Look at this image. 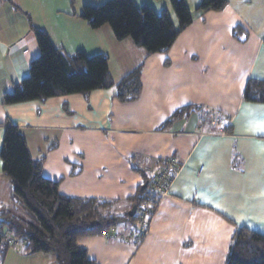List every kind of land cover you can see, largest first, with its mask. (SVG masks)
Returning a JSON list of instances; mask_svg holds the SVG:
<instances>
[{"label":"crops","instance_id":"obj_1","mask_svg":"<svg viewBox=\"0 0 264 264\" xmlns=\"http://www.w3.org/2000/svg\"><path fill=\"white\" fill-rule=\"evenodd\" d=\"M102 2L72 8L69 0L0 1V125L9 120L20 130L33 160L45 157L42 175L61 195L107 202L116 216L129 212L142 185L133 168L154 176L161 161L177 159L140 241L126 223L112 230L126 240H77L96 264H226L235 231L264 236V104L243 98L248 80L264 81V0H227L222 11L208 13L196 11L200 0H185L191 24L167 53L149 56L130 40L117 42L108 26L92 30L79 17L81 6ZM133 3L166 10L177 28L169 0ZM236 27L245 42L233 37ZM31 28L66 55H106L115 82L142 64L140 97L121 103L107 89L2 105L39 56ZM186 106L200 111L159 130ZM2 138L0 127V148ZM11 208L26 215L0 161V211ZM8 249L0 247L1 264Z\"/></svg>","mask_w":264,"mask_h":264},{"label":"trees","instance_id":"obj_2","mask_svg":"<svg viewBox=\"0 0 264 264\" xmlns=\"http://www.w3.org/2000/svg\"><path fill=\"white\" fill-rule=\"evenodd\" d=\"M169 3L177 20V28L173 27L166 10L157 14L148 6L137 8L133 0L85 4L79 17L92 30L108 26L117 42L130 40L147 56L164 54L192 22L185 0H169ZM74 4L75 0H69L72 8ZM226 5L227 0H200L196 11L220 12ZM31 33L39 56L30 62L28 77L15 86L12 92L3 94L2 105L45 102L74 94L87 98L92 91L107 89H114L115 98L121 103L134 102L140 97L142 64L115 82L109 73L106 55L87 56L82 51L66 55L53 46L45 31L31 28ZM233 37L245 42L247 34L242 28L236 27ZM243 98L246 102L264 104V81L248 80ZM198 111V106L177 109L159 130H166L175 121ZM0 127L3 129L0 148L2 173L11 181L14 198L26 212V215H19L14 208L0 211V228H5L17 241L22 242L20 252L23 255L51 256L55 264H96L87 257L85 249L77 246V240L102 237L121 223L133 227L136 216L128 217V213L116 216L111 213L109 203L98 199L61 195L58 183L42 175L45 157L39 160L30 157L24 136L9 120ZM52 149L54 147L50 146L47 151ZM162 164L163 161L159 163L160 168ZM133 171L140 175L142 185L130 202L139 207L147 198V187L156 174L150 176L140 168H133ZM145 185L146 188H143ZM155 210L156 203L153 202L150 215ZM226 264H264V236L244 228L235 231Z\"/></svg>","mask_w":264,"mask_h":264},{"label":"built area","instance_id":"obj_3","mask_svg":"<svg viewBox=\"0 0 264 264\" xmlns=\"http://www.w3.org/2000/svg\"><path fill=\"white\" fill-rule=\"evenodd\" d=\"M2 1V0H0ZM178 166V161L175 157L167 158L163 161L161 168L157 171L153 182L147 187V198L143 200L139 207L136 208L135 216V232L136 237L133 235L136 241H140L146 232L148 218L150 217L152 203H157L159 196L165 191L167 185L171 181ZM119 236L113 231L104 233L102 238L105 240H116ZM122 240H126V236L120 235ZM0 247L12 248L16 252L22 250V242L17 241L12 234H10L5 228H0Z\"/></svg>","mask_w":264,"mask_h":264},{"label":"rangeland","instance_id":"obj_4","mask_svg":"<svg viewBox=\"0 0 264 264\" xmlns=\"http://www.w3.org/2000/svg\"><path fill=\"white\" fill-rule=\"evenodd\" d=\"M77 1H81V0H77ZM77 1L75 0L76 4H77ZM102 3H100V4H102ZM94 5H98V4H94ZM154 213L152 215H150V217L148 218L146 232L148 230L150 220H151L152 216L154 215ZM146 232L144 233L143 236H145ZM136 234L137 233L134 232L133 235L136 237ZM17 256L20 257V261L17 259ZM51 258H52L51 256H45V255L26 256V255H23V254H17V253L14 252V250L12 248H10V249H8V254H7L6 260H5V257H4V264H47V263L49 264L50 261L48 262V259L52 260Z\"/></svg>","mask_w":264,"mask_h":264},{"label":"water","instance_id":"obj_5","mask_svg":"<svg viewBox=\"0 0 264 264\" xmlns=\"http://www.w3.org/2000/svg\"><path fill=\"white\" fill-rule=\"evenodd\" d=\"M143 188H146V185L143 186ZM137 206L136 205H132L131 209L128 212V217H132L135 214Z\"/></svg>","mask_w":264,"mask_h":264},{"label":"snow or ice","instance_id":"obj_6","mask_svg":"<svg viewBox=\"0 0 264 264\" xmlns=\"http://www.w3.org/2000/svg\"><path fill=\"white\" fill-rule=\"evenodd\" d=\"M260 130H261V131H264V122H261Z\"/></svg>","mask_w":264,"mask_h":264}]
</instances>
